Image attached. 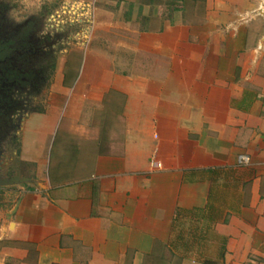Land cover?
Here are the masks:
<instances>
[{
    "label": "crops",
    "instance_id": "crops-1",
    "mask_svg": "<svg viewBox=\"0 0 264 264\" xmlns=\"http://www.w3.org/2000/svg\"><path fill=\"white\" fill-rule=\"evenodd\" d=\"M83 1L0 151V264H264V0Z\"/></svg>",
    "mask_w": 264,
    "mask_h": 264
},
{
    "label": "flooded vegetation",
    "instance_id": "flooded-vegetation-1",
    "mask_svg": "<svg viewBox=\"0 0 264 264\" xmlns=\"http://www.w3.org/2000/svg\"><path fill=\"white\" fill-rule=\"evenodd\" d=\"M33 24L25 23L18 29L11 27L0 33V132L11 130L15 123L21 122L32 101L33 76L27 79L21 68L22 62L19 65L17 58H27L39 52L44 55H50L52 51L57 53V37L45 31L44 20L40 29ZM45 35H50V40Z\"/></svg>",
    "mask_w": 264,
    "mask_h": 264
},
{
    "label": "rangeland",
    "instance_id": "rangeland-1",
    "mask_svg": "<svg viewBox=\"0 0 264 264\" xmlns=\"http://www.w3.org/2000/svg\"><path fill=\"white\" fill-rule=\"evenodd\" d=\"M60 1L62 0H0V33H4L11 29V27L18 29L17 27H21V25L24 26L25 23L29 22L34 23L33 26H35L36 29H38V27L40 29L43 20L45 23L48 14L56 8ZM45 36L50 40V35V37L48 35ZM58 58V53L53 51L50 55H44L39 52L27 58H17L19 65L22 62L21 68L27 74V79L31 78L29 76H33L31 83V90L33 91L32 96L30 93L32 101L26 113L30 111L39 112L46 110L50 97L51 84L54 81L58 67ZM23 91L25 92L26 90L24 89ZM19 127L20 122L17 124L15 123L11 130H7L6 132L2 130V132H0V151L6 147H16L17 139L15 137V132L18 131ZM0 159V161L7 162L11 160L10 158L5 160L1 156Z\"/></svg>",
    "mask_w": 264,
    "mask_h": 264
},
{
    "label": "built area",
    "instance_id": "built-area-1",
    "mask_svg": "<svg viewBox=\"0 0 264 264\" xmlns=\"http://www.w3.org/2000/svg\"><path fill=\"white\" fill-rule=\"evenodd\" d=\"M94 9L92 4L83 0H63L45 22V31L57 37L58 45L64 51L72 45L85 44L93 31ZM239 161L249 162V157L242 154ZM153 167H160V162L151 157Z\"/></svg>",
    "mask_w": 264,
    "mask_h": 264
},
{
    "label": "water",
    "instance_id": "water-1",
    "mask_svg": "<svg viewBox=\"0 0 264 264\" xmlns=\"http://www.w3.org/2000/svg\"><path fill=\"white\" fill-rule=\"evenodd\" d=\"M16 177H12L11 179H6V183H13L15 182Z\"/></svg>",
    "mask_w": 264,
    "mask_h": 264
}]
</instances>
